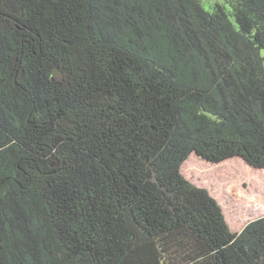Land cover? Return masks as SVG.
<instances>
[{"label": "trees", "instance_id": "trees-1", "mask_svg": "<svg viewBox=\"0 0 264 264\" xmlns=\"http://www.w3.org/2000/svg\"><path fill=\"white\" fill-rule=\"evenodd\" d=\"M222 1L0 0V264H264L198 182L264 175V0Z\"/></svg>", "mask_w": 264, "mask_h": 264}, {"label": "rangeland", "instance_id": "rangeland-1", "mask_svg": "<svg viewBox=\"0 0 264 264\" xmlns=\"http://www.w3.org/2000/svg\"><path fill=\"white\" fill-rule=\"evenodd\" d=\"M222 0H202L203 7L211 11ZM227 10H230L227 6ZM264 57V49L261 51ZM197 167L190 166L194 172ZM199 169V168H198ZM214 173L200 176L199 183L207 184L218 192L219 204L232 232H240L248 223L264 217V175H256L241 167L227 165ZM201 173V172H200ZM195 178V176L193 175Z\"/></svg>", "mask_w": 264, "mask_h": 264}]
</instances>
